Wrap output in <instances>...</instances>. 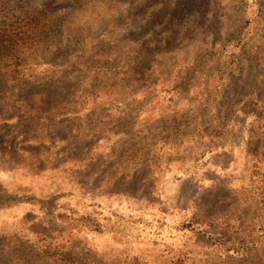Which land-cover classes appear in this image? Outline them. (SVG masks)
Segmentation results:
<instances>
[{
    "label": "rangeland",
    "instance_id": "374dc122",
    "mask_svg": "<svg viewBox=\"0 0 264 264\" xmlns=\"http://www.w3.org/2000/svg\"><path fill=\"white\" fill-rule=\"evenodd\" d=\"M0 264H264V0H0Z\"/></svg>",
    "mask_w": 264,
    "mask_h": 264
}]
</instances>
